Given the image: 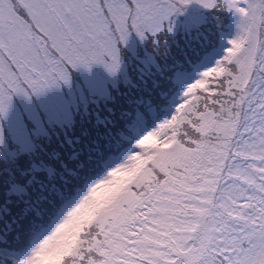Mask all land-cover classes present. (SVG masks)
Here are the masks:
<instances>
[{
  "label": "snow or ice",
  "instance_id": "obj_1",
  "mask_svg": "<svg viewBox=\"0 0 264 264\" xmlns=\"http://www.w3.org/2000/svg\"><path fill=\"white\" fill-rule=\"evenodd\" d=\"M190 3L237 14L235 34L66 214L41 182L22 264H264V0H0V117L78 66L117 71L130 32L171 31Z\"/></svg>",
  "mask_w": 264,
  "mask_h": 264
},
{
  "label": "rangeland",
  "instance_id": "obj_2",
  "mask_svg": "<svg viewBox=\"0 0 264 264\" xmlns=\"http://www.w3.org/2000/svg\"><path fill=\"white\" fill-rule=\"evenodd\" d=\"M238 21L235 13H224L222 18H214L199 4L190 3L170 17L167 23L171 31L143 38L135 31L130 32L120 44L117 71L110 72L103 64L93 62L87 67L71 69L67 84L60 82L30 98L14 96L7 115L0 117V217L11 209L9 223L0 219L7 225L1 234L12 237L16 232L23 234L19 237L27 248L40 227L39 222L32 219L30 210L39 188L33 190L34 187L45 180L58 186L66 183L65 190L58 192L49 205V215L53 218L64 203L79 189H84L75 203H71L66 210L64 207L61 209L66 214L86 194L91 184L121 163L130 150H134L136 138L131 140L129 133L127 136L120 134L117 138L114 134L116 124L109 121L113 115L102 111L97 100L107 106L109 99L120 95L119 87L128 84L135 90L140 87L146 91L148 102L145 114L140 111L135 114L130 130L136 135L138 124L149 129L156 127L174 113L187 84L197 79L205 66L214 62L205 65V57L212 56L221 39L226 44L235 34ZM211 27L219 28V36L209 30ZM216 38L221 39L208 48V44ZM201 54L203 57L199 58ZM154 58L160 66L174 63L175 59H181L184 65L172 64L161 72H155L152 69ZM218 58V55L215 56V59ZM138 68L139 73L147 70L151 81L141 74L139 76ZM175 69L180 71L174 73ZM172 82H176L178 88ZM157 89L162 92L156 93ZM100 130L105 135L101 140L97 136ZM123 146V153L113 155ZM85 173L88 176L98 175L87 187ZM33 246L34 243L25 252L17 253L13 264H22Z\"/></svg>",
  "mask_w": 264,
  "mask_h": 264
},
{
  "label": "trees",
  "instance_id": "obj_3",
  "mask_svg": "<svg viewBox=\"0 0 264 264\" xmlns=\"http://www.w3.org/2000/svg\"><path fill=\"white\" fill-rule=\"evenodd\" d=\"M209 30L212 32H215L219 36V28L211 27ZM220 39L221 38H216V40L214 42H211V44H208V48H211L214 45H216L220 41ZM202 42L204 43L203 39H202ZM205 48H206V46H205ZM202 57H203V55L201 54L199 56V58H202ZM200 61H201V59H200ZM193 63H194V61H193ZM172 64L179 66V67H182L184 65V62L181 59H175L174 63H167L163 66H160V65L156 64V58H154V63L152 64V69L155 72H161L163 69L169 68ZM140 68H138V73L140 72ZM175 71H180V70L175 69L174 73H175ZM140 74L143 77L147 78L149 81H151V78L149 77L147 70L139 73V76H140ZM172 80L174 81V76L172 77ZM172 83H174L176 85V88H178L177 87L178 85L176 82H172ZM128 85L126 87H119L118 90L120 92V95L119 96H113L112 99H109L106 102L107 106H103L100 99L97 100V105L102 111H106V113L113 115V118L110 119L109 121H112L116 124V129H115L116 131L114 132L116 137L119 138L120 134H122L123 136H127L129 133L133 137V138L129 137L132 140V139L136 138V135H135V133H133L130 130L131 121L138 111L145 114L144 108L148 102V99H147L148 96L146 95V91L143 90L142 88L139 87L138 90H135L133 87H129L131 85H129V86ZM134 85H135V82H134ZM146 87L148 88L149 91L152 92V90L149 86H146ZM102 88H103V86H102ZM158 91L162 92V90L157 89L156 93H158ZM104 93H105V91L102 92V94H104ZM106 94L109 95L108 93H106ZM171 94H173V93H171ZM97 136L100 140L105 137L103 131H101V130H100V132H98ZM131 140H128L127 142H130ZM127 142H124L125 145L128 144ZM122 148L125 149L124 146ZM114 154H115V151L113 152V155ZM107 158L108 157H106L105 159H107ZM100 170H102V168ZM85 176H87V177H85V181H84L85 187H87L94 179H96L98 177L97 173H94V174L89 175V176L87 175V173H85ZM46 181L47 180H45L44 182H46ZM37 187H39V186L34 187L33 190H35V188H37ZM59 187H60L59 192H63L66 188V183L65 184L61 183L59 185ZM82 190H84V189H79L71 197V199H69L66 203H64V206L69 201H71L76 196H78L80 194V192H82ZM64 202H65V200H64ZM21 214L22 213H20V215ZM10 218H11V209H8L7 211H5L3 213V215L0 217V219L4 220L6 223H9ZM6 226L7 225L4 224L3 221H0V264H13L14 263V257H16L17 253L25 252L34 240L32 238L29 242V245L26 248V247H24V244L21 243V237L24 236L23 234L16 232V233H14L13 237L9 236V235H2L1 234V233H4V231L6 230ZM19 236H21V237H19Z\"/></svg>",
  "mask_w": 264,
  "mask_h": 264
}]
</instances>
